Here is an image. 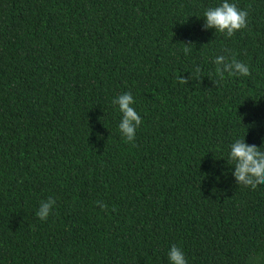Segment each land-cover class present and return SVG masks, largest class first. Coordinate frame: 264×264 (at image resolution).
Masks as SVG:
<instances>
[{
	"label": "trees",
	"instance_id": "obj_1",
	"mask_svg": "<svg viewBox=\"0 0 264 264\" xmlns=\"http://www.w3.org/2000/svg\"><path fill=\"white\" fill-rule=\"evenodd\" d=\"M222 2L0 0V264H169L173 245L264 264V184L227 163L237 139L264 150V0H229L249 13L232 37L203 28ZM219 55L251 75L220 80Z\"/></svg>",
	"mask_w": 264,
	"mask_h": 264
},
{
	"label": "clouds",
	"instance_id": "obj_2",
	"mask_svg": "<svg viewBox=\"0 0 264 264\" xmlns=\"http://www.w3.org/2000/svg\"><path fill=\"white\" fill-rule=\"evenodd\" d=\"M248 11L239 9L235 3H230L229 0L223 2L216 7L209 8L204 12L203 28L215 29V33L224 34L226 37H232L235 32L247 28ZM185 44L184 52L187 55L191 50L190 44ZM229 52L230 50H225ZM217 65V74L220 80H223L225 73L229 76H249L251 75L249 67L238 61L235 56L219 55L213 61ZM200 67H196L195 72L199 73ZM190 77V76H189ZM189 77L181 76L180 84L189 83ZM216 83H219L217 81ZM134 103V98L130 92L119 95L113 104L118 106L119 112L122 114V119L119 123V132L123 139L132 143L135 140L136 129L142 124V119L137 111L131 106ZM229 165L234 166L232 173L236 183L250 187L253 190L259 185L264 184V150L256 145H249L245 139H237L230 146L229 157L227 160ZM99 203L102 210L107 208L106 204ZM55 200L49 197L46 201H41L40 207L36 212V216L45 221L49 217ZM169 264H187V260L183 251L173 245L168 251ZM251 264H259V259L252 261Z\"/></svg>",
	"mask_w": 264,
	"mask_h": 264
}]
</instances>
